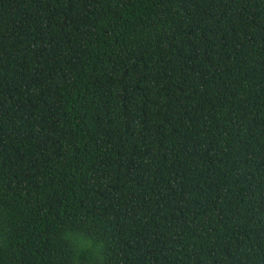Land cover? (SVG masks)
I'll return each mask as SVG.
<instances>
[{"label":"trees","instance_id":"trees-1","mask_svg":"<svg viewBox=\"0 0 264 264\" xmlns=\"http://www.w3.org/2000/svg\"><path fill=\"white\" fill-rule=\"evenodd\" d=\"M65 231L264 264V0H0V264H74Z\"/></svg>","mask_w":264,"mask_h":264},{"label":"clouds","instance_id":"clouds-1","mask_svg":"<svg viewBox=\"0 0 264 264\" xmlns=\"http://www.w3.org/2000/svg\"><path fill=\"white\" fill-rule=\"evenodd\" d=\"M63 239L70 242V251L74 264L79 260L81 254L86 253L92 260L93 264H105V254L103 246L100 242L88 240L86 243L83 242V237L76 233L65 231ZM76 241H81L79 246L76 245Z\"/></svg>","mask_w":264,"mask_h":264}]
</instances>
